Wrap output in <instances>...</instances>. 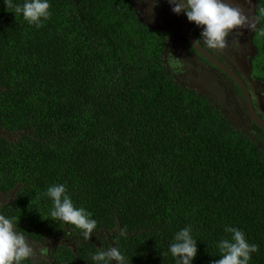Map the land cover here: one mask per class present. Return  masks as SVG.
<instances>
[{"label": "trees", "instance_id": "obj_1", "mask_svg": "<svg viewBox=\"0 0 264 264\" xmlns=\"http://www.w3.org/2000/svg\"><path fill=\"white\" fill-rule=\"evenodd\" d=\"M49 2L36 27L0 0V213L30 243H54L24 264H96L114 247L126 264H175L169 245L185 227L192 264L221 258L226 227L258 245L249 264H264L263 149L176 81L167 33L130 0ZM257 26L264 40V18ZM61 183L97 221L90 237L50 217L46 192Z\"/></svg>", "mask_w": 264, "mask_h": 264}, {"label": "clouds", "instance_id": "obj_2", "mask_svg": "<svg viewBox=\"0 0 264 264\" xmlns=\"http://www.w3.org/2000/svg\"><path fill=\"white\" fill-rule=\"evenodd\" d=\"M139 2L151 5L147 16L151 21L156 0ZM4 3L7 8L14 9L16 16L22 15L25 21L36 27H40L42 20H47L50 16L49 0H24L23 4H17L15 0H4ZM169 4L173 13L179 15L183 12L190 23L202 29L194 46L201 47L203 44L207 49L220 52L228 47L227 37L234 30L255 29L257 21L264 18V8H261L259 16L253 19L246 15L241 7L226 3L225 0H169ZM242 34V31H237L238 36ZM260 34L264 35V30ZM234 44L238 47L239 41H234ZM165 60L171 69L183 70L185 62L182 59L168 53ZM46 196L52 202L51 218L75 226L82 231L85 238L92 235L93 230L97 228V221L86 208L75 206L64 184L49 186ZM17 224L15 217L0 213V264H24L25 261L36 257L33 244L22 230L17 229ZM225 231L231 234V238L219 241L218 248L222 255L215 264H249L252 253L259 251L258 245L250 244L238 228L226 227ZM120 236L125 237V232H121ZM169 251L175 259V264H192L198 248L191 228L185 227L175 233ZM47 254V248L41 249L40 256L45 257ZM92 259L96 264H111L112 260L117 264H126L125 255L119 247L97 251L92 255Z\"/></svg>", "mask_w": 264, "mask_h": 264}, {"label": "flooded vegetation", "instance_id": "obj_3", "mask_svg": "<svg viewBox=\"0 0 264 264\" xmlns=\"http://www.w3.org/2000/svg\"><path fill=\"white\" fill-rule=\"evenodd\" d=\"M130 1L132 3L136 16L144 24H146L145 22H148L149 24L147 23L146 25H148L149 27L162 30L161 26H164L163 21H160L159 24L145 21V19L140 16L139 11L134 6V0ZM225 2L231 3L234 6L241 7L244 13L252 17L253 19L257 17V4L255 0H244L242 2H239V0H225ZM176 22L178 23L175 27L176 39L174 41V46L177 47V50L181 49V53L173 54V56L180 58L185 62L183 70L178 74L180 76V80L176 78V72L167 65L168 70L171 72L177 82H180L187 88H189L187 86V78H183L184 76L190 75L198 78L202 74H204L206 76V79L215 81L218 88L220 89V94L217 95V99L212 101L207 97V95L203 93L200 94L214 105L222 108L227 114V118L229 119L231 125L241 133L247 134L255 143L260 146V148L263 149L262 158L264 160V129L254 122L252 116L254 114L253 112L251 113L250 109L248 108L247 100L242 91V88L227 74L222 72L221 69L216 67L209 60H206L194 49L192 44L184 35L180 14ZM187 23L189 31L191 32L195 40H197L200 37L202 29L200 27L199 30L196 29L195 24L190 23L188 19ZM237 31H242L243 34L238 36ZM237 31L234 30L227 37L228 47L223 52L214 49H207L203 46V44H201V48L216 63L233 71L240 78L247 90L250 103L255 115L264 123V61H262L263 63L261 62L258 67V70L262 73V76H252V60H249V58H253L261 52L260 48L261 46H264V40L262 39V36H258V39L256 40V35H258V26H256V28L252 30H248L245 28ZM234 41H239L238 47L236 46V44H234ZM257 41H259L260 43H258ZM209 51L218 56L222 61L215 58L212 54L209 53ZM218 98H220L223 102L220 103Z\"/></svg>", "mask_w": 264, "mask_h": 264}, {"label": "rangeland", "instance_id": "obj_4", "mask_svg": "<svg viewBox=\"0 0 264 264\" xmlns=\"http://www.w3.org/2000/svg\"><path fill=\"white\" fill-rule=\"evenodd\" d=\"M136 9L139 11L140 16L145 19V21H150L148 16V10L151 8L150 4L147 3H140L139 0H134L133 2ZM179 15L175 14L171 10V6L169 4V0H156V6L154 8V13L152 20L150 22H154L159 24L160 21L164 22V26H161V29L166 31L168 34L167 39V47L164 54V60L167 57L168 53L173 54H180L181 49L177 50V47L174 46V41L176 39V24L178 22L177 18ZM142 18V19H143ZM144 21V20H143ZM144 21V22H145ZM146 24L148 22H145ZM149 24V23H148ZM196 26V25H195ZM170 29V30H168ZM196 29L199 30V27L196 26ZM258 39V35H256V40ZM260 43L259 41H257ZM256 43V42H254ZM210 54H212L215 58L222 61L218 56L213 54L211 51H209ZM252 58V57H251ZM249 58L251 61V74L252 76H262V73L258 70L259 64L264 61V56L262 52H260L258 55L254 56L252 59ZM166 61V60H165ZM263 63V62H262ZM167 66V63H166ZM175 76L180 80V76L178 75L181 71H176ZM183 78H187V86L191 89L196 90L199 93H203L207 95L208 98H210L212 101L217 99V95L220 94V89L218 88L215 81H211L206 79V76L202 74L200 77L195 78L193 76H184ZM219 102H223L220 98H218ZM0 195V201H1ZM68 245L71 244V242H66ZM54 245V243L49 242L48 244H33V247L36 252V257L33 259L35 262L39 261L43 256H40L41 249L47 248L48 250L51 249V247Z\"/></svg>", "mask_w": 264, "mask_h": 264}, {"label": "water", "instance_id": "obj_5", "mask_svg": "<svg viewBox=\"0 0 264 264\" xmlns=\"http://www.w3.org/2000/svg\"><path fill=\"white\" fill-rule=\"evenodd\" d=\"M181 16V22H182V28H183V32L185 37L189 40V42L192 44V46L194 47V49L202 56L204 57L206 60H209L211 63H213L216 67H218L219 69L222 70V72H224L225 74H227L233 81H235L241 88L242 91L246 97L247 100V104H248V108L250 109V112L254 115L253 116V120L254 122L259 125L261 128L264 129V123L255 115L253 109H252V105L250 103V99L247 93V90L243 84V82L240 80V78L231 70L227 69L226 67L216 63L201 47L199 46H194V42L196 41L195 38L193 37V35L191 34V32L189 31L188 28V23H187V16L186 14H184L183 12L180 14ZM7 196L2 195L1 196V200L5 199Z\"/></svg>", "mask_w": 264, "mask_h": 264}]
</instances>
